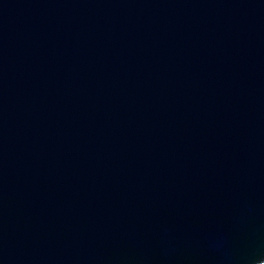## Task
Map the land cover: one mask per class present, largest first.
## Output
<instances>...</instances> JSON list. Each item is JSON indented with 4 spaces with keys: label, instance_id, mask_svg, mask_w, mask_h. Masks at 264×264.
Returning a JSON list of instances; mask_svg holds the SVG:
<instances>
[{
    "label": "water",
    "instance_id": "95a60500",
    "mask_svg": "<svg viewBox=\"0 0 264 264\" xmlns=\"http://www.w3.org/2000/svg\"><path fill=\"white\" fill-rule=\"evenodd\" d=\"M0 264H264V0H0Z\"/></svg>",
    "mask_w": 264,
    "mask_h": 264
}]
</instances>
